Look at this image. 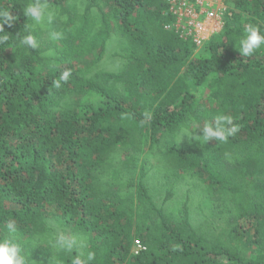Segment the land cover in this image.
<instances>
[{"label": "trees", "instance_id": "1", "mask_svg": "<svg viewBox=\"0 0 264 264\" xmlns=\"http://www.w3.org/2000/svg\"><path fill=\"white\" fill-rule=\"evenodd\" d=\"M167 6L0 0V264H264V0Z\"/></svg>", "mask_w": 264, "mask_h": 264}, {"label": "built area", "instance_id": "2", "mask_svg": "<svg viewBox=\"0 0 264 264\" xmlns=\"http://www.w3.org/2000/svg\"><path fill=\"white\" fill-rule=\"evenodd\" d=\"M230 0H167V13L173 21L166 25L181 38L192 42L195 54L205 50L211 38L220 34L225 26V17ZM134 251L144 249L140 240H135Z\"/></svg>", "mask_w": 264, "mask_h": 264}, {"label": "rangeland", "instance_id": "3", "mask_svg": "<svg viewBox=\"0 0 264 264\" xmlns=\"http://www.w3.org/2000/svg\"><path fill=\"white\" fill-rule=\"evenodd\" d=\"M40 15L42 16V15H44V13L42 12ZM48 40H49V35L44 34L42 42L48 41ZM111 65H112L111 63L103 64V67L105 69H107ZM189 82H190V80H189ZM211 86H212L211 80H207L203 85H200V86H192V85L190 86V89L196 95V100L198 102V108H203L206 110H208L210 108L211 102L213 101L211 99ZM203 123L205 124L207 122L203 121ZM205 203L203 205H201V207L205 206Z\"/></svg>", "mask_w": 264, "mask_h": 264}]
</instances>
